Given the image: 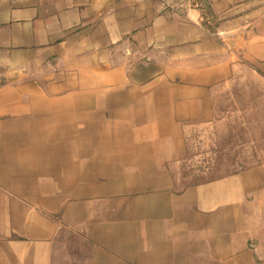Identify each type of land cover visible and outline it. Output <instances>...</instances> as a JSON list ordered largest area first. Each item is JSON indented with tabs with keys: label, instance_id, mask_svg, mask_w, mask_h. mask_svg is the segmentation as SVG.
<instances>
[{
	"label": "crops",
	"instance_id": "crops-1",
	"mask_svg": "<svg viewBox=\"0 0 264 264\" xmlns=\"http://www.w3.org/2000/svg\"><path fill=\"white\" fill-rule=\"evenodd\" d=\"M239 80L264 0H0V264H264V159L175 185Z\"/></svg>",
	"mask_w": 264,
	"mask_h": 264
},
{
	"label": "rangeland",
	"instance_id": "rangeland-1",
	"mask_svg": "<svg viewBox=\"0 0 264 264\" xmlns=\"http://www.w3.org/2000/svg\"><path fill=\"white\" fill-rule=\"evenodd\" d=\"M221 102L222 123L193 128L187 135L188 158L175 173L180 188L235 172L264 159V93L261 83L239 80L232 94L217 99ZM237 102L238 109L227 108ZM253 103L252 107L246 108Z\"/></svg>",
	"mask_w": 264,
	"mask_h": 264
}]
</instances>
